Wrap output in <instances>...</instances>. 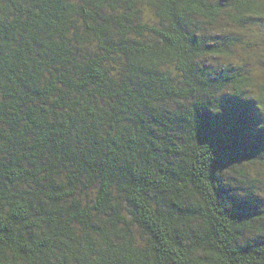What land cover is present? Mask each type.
I'll use <instances>...</instances> for the list:
<instances>
[{"label": "trees", "instance_id": "obj_1", "mask_svg": "<svg viewBox=\"0 0 264 264\" xmlns=\"http://www.w3.org/2000/svg\"><path fill=\"white\" fill-rule=\"evenodd\" d=\"M262 27L264 0H0V264H264Z\"/></svg>", "mask_w": 264, "mask_h": 264}, {"label": "rangeland", "instance_id": "obj_2", "mask_svg": "<svg viewBox=\"0 0 264 264\" xmlns=\"http://www.w3.org/2000/svg\"><path fill=\"white\" fill-rule=\"evenodd\" d=\"M258 28V27H257ZM260 30V29H259ZM258 31V30H257ZM260 32L262 33V34H264V28L262 27L261 28V30H260ZM259 32V33H260ZM259 35V34H258ZM258 37V36H257ZM257 37H252L251 38V36H250V39L251 40H254L255 38H257ZM259 54H264V48H262L259 52H258ZM250 73H256V72H258V69H257V64L254 62L253 64H252V66L250 67Z\"/></svg>", "mask_w": 264, "mask_h": 264}]
</instances>
